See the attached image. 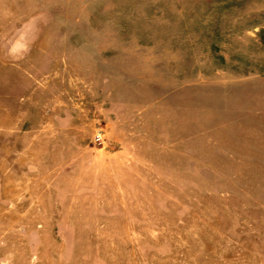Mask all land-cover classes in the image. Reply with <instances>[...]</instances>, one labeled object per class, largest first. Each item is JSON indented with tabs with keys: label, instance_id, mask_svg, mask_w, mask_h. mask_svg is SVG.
<instances>
[{
	"label": "rangeland",
	"instance_id": "obj_1",
	"mask_svg": "<svg viewBox=\"0 0 264 264\" xmlns=\"http://www.w3.org/2000/svg\"><path fill=\"white\" fill-rule=\"evenodd\" d=\"M0 264H264V0H0Z\"/></svg>",
	"mask_w": 264,
	"mask_h": 264
},
{
	"label": "built area",
	"instance_id": "obj_2",
	"mask_svg": "<svg viewBox=\"0 0 264 264\" xmlns=\"http://www.w3.org/2000/svg\"><path fill=\"white\" fill-rule=\"evenodd\" d=\"M96 140L101 142V135L99 133L96 135Z\"/></svg>",
	"mask_w": 264,
	"mask_h": 264
}]
</instances>
